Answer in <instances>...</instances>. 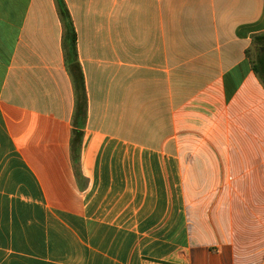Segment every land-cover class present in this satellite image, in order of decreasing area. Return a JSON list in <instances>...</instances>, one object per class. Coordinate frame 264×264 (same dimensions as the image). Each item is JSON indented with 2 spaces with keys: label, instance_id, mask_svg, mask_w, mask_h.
<instances>
[{
  "label": "crops",
  "instance_id": "crops-1",
  "mask_svg": "<svg viewBox=\"0 0 264 264\" xmlns=\"http://www.w3.org/2000/svg\"><path fill=\"white\" fill-rule=\"evenodd\" d=\"M63 2L85 187L55 0H0V264H264V0Z\"/></svg>",
  "mask_w": 264,
  "mask_h": 264
},
{
  "label": "trees",
  "instance_id": "trees-1",
  "mask_svg": "<svg viewBox=\"0 0 264 264\" xmlns=\"http://www.w3.org/2000/svg\"><path fill=\"white\" fill-rule=\"evenodd\" d=\"M55 3L62 26L61 48L64 57V65L71 79L74 93L70 157L74 176L77 180L79 188L82 189L85 187V184H83V177L79 168V155L83 137L82 129L84 128L86 120L87 101L85 86L78 64L76 34L70 14L63 0H55ZM252 41L258 50L256 63L252 64V69L264 86V52H260V48L264 47V34L252 37Z\"/></svg>",
  "mask_w": 264,
  "mask_h": 264
},
{
  "label": "rangeland",
  "instance_id": "rangeland-1",
  "mask_svg": "<svg viewBox=\"0 0 264 264\" xmlns=\"http://www.w3.org/2000/svg\"><path fill=\"white\" fill-rule=\"evenodd\" d=\"M253 52H254V55H255L256 54V49H254Z\"/></svg>",
  "mask_w": 264,
  "mask_h": 264
},
{
  "label": "water",
  "instance_id": "water-1",
  "mask_svg": "<svg viewBox=\"0 0 264 264\" xmlns=\"http://www.w3.org/2000/svg\"><path fill=\"white\" fill-rule=\"evenodd\" d=\"M261 50L264 51V48H262Z\"/></svg>",
  "mask_w": 264,
  "mask_h": 264
}]
</instances>
